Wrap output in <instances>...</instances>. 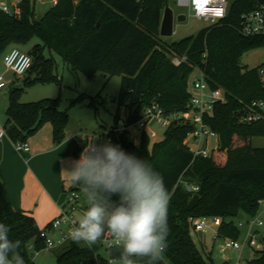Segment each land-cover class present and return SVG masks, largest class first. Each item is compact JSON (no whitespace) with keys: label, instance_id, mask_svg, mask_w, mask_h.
Returning <instances> with one entry per match:
<instances>
[{"label":"trees","instance_id":"1","mask_svg":"<svg viewBox=\"0 0 264 264\" xmlns=\"http://www.w3.org/2000/svg\"><path fill=\"white\" fill-rule=\"evenodd\" d=\"M38 1L24 0L19 16L0 13V58L11 45L40 40L28 51L33 57L30 75L21 86L11 88L4 126L7 136L15 143L27 142L51 123L54 142L65 140L69 113L62 110L60 98L21 101L29 87L61 83L53 53L89 77L99 72L121 74L119 107L108 142L147 160L163 177L171 199L167 249L159 264H215L211 254L205 255L197 247L192 218L220 217L219 235L239 239L238 219L242 214L257 216L264 200V147L253 144L254 139L264 137V119L243 121L251 103L264 99L259 75L264 63L249 68L242 62L245 53L264 47V36L240 32L242 15L264 5V0H235L225 18L172 45L163 42L160 34L169 0H59L40 16ZM175 55L187 56V61L175 65ZM197 69L212 89H223L227 97L204 116L219 135V144L209 157L196 155L187 145L194 127L184 119L174 121L160 141L143 133L139 145L130 140L127 131L115 130L123 108L129 123L138 121L154 101L169 115L187 111L192 96L190 77ZM88 99L99 111L97 97L82 95L73 103ZM89 142L72 149L78 159ZM188 185L199 190H189ZM72 188L86 200L82 186L75 183ZM0 223L10 228L11 240L21 241L18 252L25 264H34L31 245L37 251L45 249L41 233L51 224L40 228L35 217L15 210L5 196L1 177ZM120 252L117 246L109 247V257L100 258L91 248L70 240L60 247L57 260L58 264H119ZM247 262L264 264V250L256 251ZM138 264H147V259L139 258Z\"/></svg>","mask_w":264,"mask_h":264},{"label":"clouds","instance_id":"2","mask_svg":"<svg viewBox=\"0 0 264 264\" xmlns=\"http://www.w3.org/2000/svg\"><path fill=\"white\" fill-rule=\"evenodd\" d=\"M94 140L66 171L73 183L82 186L87 201L68 239L91 248L108 238L110 246L121 249L119 264H138L139 258L159 264L167 249L171 199L163 177L147 160L111 142L96 144ZM9 232L0 223V264H25L18 252L21 241L11 240Z\"/></svg>","mask_w":264,"mask_h":264},{"label":"built area","instance_id":"3","mask_svg":"<svg viewBox=\"0 0 264 264\" xmlns=\"http://www.w3.org/2000/svg\"><path fill=\"white\" fill-rule=\"evenodd\" d=\"M23 1L16 0L15 3L0 2V13L19 16L21 14L20 4ZM39 1L43 3V0ZM58 1L50 0L52 6L57 5ZM177 2L180 6L187 7L193 16L210 21L212 24L226 17L231 5L228 0H177ZM240 32L244 36H264V5H260L258 8L242 15ZM3 59L7 69L13 71L18 77L27 75L33 65V57L27 51H23L18 47H12L4 54ZM186 61L187 56L179 55L172 57V62L175 65H180ZM259 75L264 84V65L259 69ZM9 84L4 74H0V91L8 87ZM190 90L192 96L187 111L169 115L157 101H154L144 109L142 117L138 121L129 123L128 113L123 108L124 111L118 120L115 130L127 131L130 140L135 145H139L143 133H147L153 141L157 140L158 132L156 125L167 129L174 121L184 119L194 127V130L186 139L187 145L196 155L209 157L213 149L219 144V135L206 124L204 116L212 112L215 104L226 102L227 97L223 89H212L202 72H200L198 78L193 80ZM262 119H264V99H256L251 103L250 111L244 116L243 121L253 123ZM212 142H214V145L210 146ZM15 146L19 151L30 150L28 142H17ZM193 189L199 190V187H192ZM83 209L82 193L71 188L68 191L66 205L61 210L60 215L51 222V227L43 230L41 233L46 243L45 249L62 247L70 241L68 233L71 230V225L79 219V213L82 214ZM66 220L68 221L67 223L65 222ZM210 220L213 221V224H210ZM192 221L195 231L205 232L210 228L214 230L216 236H220L219 227L222 224V218L200 217L196 219L192 218ZM263 224L259 216L250 218L247 221H238L237 225L240 228L245 225L249 227L246 240L242 243L239 239L222 236L224 237V248L233 251H243L248 246L255 251H263L264 237L259 240V232L255 229V227L262 226ZM104 240L107 242L108 247H115L114 244L109 245L108 238ZM31 248L33 249L34 246L31 245ZM237 264H248V262H244L239 258Z\"/></svg>","mask_w":264,"mask_h":264},{"label":"rangeland","instance_id":"4","mask_svg":"<svg viewBox=\"0 0 264 264\" xmlns=\"http://www.w3.org/2000/svg\"><path fill=\"white\" fill-rule=\"evenodd\" d=\"M235 0H228L232 4ZM0 2L15 3L16 0H0ZM52 6L50 0H43L37 2L38 15L44 14ZM169 6L175 13L174 33L171 36H161L163 42L172 45L174 42H179L187 37L196 36L201 30L212 25L210 21L199 19L191 14L187 7L180 6L177 0H169ZM186 15V20L179 21V15ZM38 38H34L27 45H11V47H18L23 51H29L36 43H39ZM57 63L55 72L59 75L61 83L37 84L24 90L21 101L33 102L44 98H60L62 110H67L69 113V122L67 126L68 132L72 135L76 142L86 144L88 138L95 137L96 144H103L108 142V132L115 124L114 116L119 107V95L122 86V75L114 74L108 75L104 72H99L93 77H89L81 71L75 70L70 65L65 63L63 59L57 54L53 53ZM179 56V55H175ZM242 62L249 68L257 67L264 63V47L251 50L244 54ZM0 74H4L8 82L13 83L17 81L18 86H21L25 77H18L13 71L8 70L4 64L3 57L0 58ZM200 71L197 69L190 77V89L194 79L198 78ZM34 75L31 74V77ZM14 85V86H16ZM12 86V85H11ZM8 86L0 91V114L5 118L6 110L10 102L11 88ZM82 95L97 97L98 108L97 111L93 106L89 105V99L83 102L73 101ZM123 113V109L121 110ZM3 123V125H5ZM158 132L157 140H162L166 129L160 125H156ZM191 143V142H190ZM193 143V142H192ZM214 142L210 143V146ZM216 144V143H215ZM254 146L264 147V137L253 140ZM192 145V144H191ZM71 161L75 159L70 158ZM69 159V160H70ZM78 159V158H77ZM68 160V161H69ZM66 162V161H65ZM69 186L74 183L71 179L67 181ZM70 190V189H69ZM83 205H87V201L83 200ZM81 213H79L80 217ZM264 223V200L260 205L257 214ZM250 217L242 214L238 221H247ZM210 224L213 221L210 220ZM241 229L240 242H244L248 236L249 227L244 226ZM259 232L258 239L264 237V224L255 227ZM193 238L197 247L205 253L211 254L215 264H237L239 258L246 262L255 256L256 251L250 247H245L243 251H233L224 248V237L216 236L214 230L208 228L201 236L198 231H193ZM96 257L108 258L109 247L107 242L103 239L96 245L91 247ZM60 247L53 249H44L37 251L34 248L31 250L34 264H58L57 252Z\"/></svg>","mask_w":264,"mask_h":264},{"label":"crops","instance_id":"5","mask_svg":"<svg viewBox=\"0 0 264 264\" xmlns=\"http://www.w3.org/2000/svg\"><path fill=\"white\" fill-rule=\"evenodd\" d=\"M16 84L15 80L9 86ZM4 121L0 114V177L5 182V196L15 210L32 215L45 228L60 215L69 189L75 186L68 185L66 171L73 165L70 158L78 160L72 149L83 144L68 130L65 140L55 143L53 126L47 123L28 139L30 150L19 151L5 133Z\"/></svg>","mask_w":264,"mask_h":264},{"label":"water","instance_id":"6","mask_svg":"<svg viewBox=\"0 0 264 264\" xmlns=\"http://www.w3.org/2000/svg\"><path fill=\"white\" fill-rule=\"evenodd\" d=\"M186 15H179L178 20H186ZM174 23H175V13L173 9L167 5L163 14V19L161 23L160 34L161 36H171L174 33ZM188 189L192 190V187L188 185ZM200 235H203V232H200Z\"/></svg>","mask_w":264,"mask_h":264}]
</instances>
